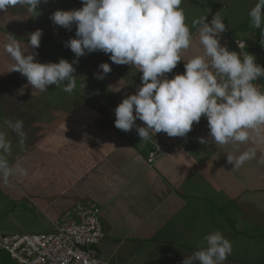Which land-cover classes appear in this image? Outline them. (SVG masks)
<instances>
[{
  "label": "crops",
  "instance_id": "1",
  "mask_svg": "<svg viewBox=\"0 0 264 264\" xmlns=\"http://www.w3.org/2000/svg\"><path fill=\"white\" fill-rule=\"evenodd\" d=\"M256 2L183 0L180 7L186 12L192 33L191 46L182 53L185 61L204 52L199 26L191 27L192 22L205 16L210 22L218 12L228 27L220 35L221 44L230 50L233 37L243 38L258 64L264 65L260 29L252 27L249 17ZM55 3V7L42 8L41 19H48L45 27L49 32L54 25L51 14L71 8ZM49 9L51 14L46 15ZM1 35L0 47L5 48L7 43L1 41ZM38 52L41 54V50ZM95 52L93 65L98 66L105 62L101 58L104 52ZM11 59L7 52L0 54V130L12 140L10 164L19 159L28 175L10 177L7 184L0 181V234L53 231L55 222L67 210L87 202L102 209L106 235L95 248L103 260L182 264L202 243L206 246L207 234L219 230L233 244L224 264H264V163H260L264 160V139L243 144H202L200 138H208L210 132L207 118L202 117L185 137L160 132L151 133L144 141L135 128L124 132L115 127V108L142 84V72L137 68L127 65L134 73L123 72L125 80L117 74L118 80H114L112 71L110 81H106L109 75L99 80L101 91L106 85L110 93L113 109L104 103L100 106L102 99L96 96L94 103L99 106H93L90 112L68 107L61 98L39 97L25 76L10 71L12 66L7 64ZM185 61L181 60L167 77L183 73ZM77 64L79 73L84 66L80 60ZM89 68L85 75L97 74ZM254 83L264 91V77ZM25 88L33 95L21 97ZM34 94L41 99H33ZM72 98L83 102L77 96ZM27 102L36 107L28 108ZM5 120L24 121L28 153L17 146L19 137L7 128ZM136 124L144 126L140 120ZM55 137L59 140L54 145L51 140L57 141ZM151 142L165 147L152 164L148 161ZM253 147L256 157L240 168L227 163V154L239 156ZM5 256L10 257L0 252V259Z\"/></svg>",
  "mask_w": 264,
  "mask_h": 264
},
{
  "label": "clouds",
  "instance_id": "2",
  "mask_svg": "<svg viewBox=\"0 0 264 264\" xmlns=\"http://www.w3.org/2000/svg\"><path fill=\"white\" fill-rule=\"evenodd\" d=\"M42 0H0V12L12 7H26L29 12L38 10ZM47 2V0H43ZM183 0H82L78 9H57L50 16L54 25L69 31L76 26V35L66 42L77 59L69 62H41L36 51L41 44L42 30L30 33L27 43L11 39L6 52L14 64L10 71H18L27 78L33 89L48 91L50 85L71 94L76 86L75 64L87 53L102 51L110 54L117 65H130L142 72L141 86L126 96L115 108V127L124 132L136 129L142 140L151 133L163 132L169 137H185L194 123L206 117L209 137L200 138L202 144L255 142L264 139V91L254 83L264 77V65L256 62L250 52L229 50L220 42L227 30L224 18L217 12L209 22L207 16L192 22L198 27L202 55L185 61L183 51L192 43L190 26L186 23ZM252 27L260 29L264 45V0H257L249 11ZM239 48H243V45ZM184 60L185 71L171 73ZM103 79L111 72V64L99 65ZM140 120L144 126H138ZM23 145L26 138L23 120H5ZM11 141L7 132L0 130V181L10 177L26 176L19 159L10 164ZM256 157V149L249 148L239 156L227 154V163L240 168ZM260 163H264L261 160ZM199 250L186 257L182 264H224L233 252L232 242L216 230L204 237Z\"/></svg>",
  "mask_w": 264,
  "mask_h": 264
},
{
  "label": "built area",
  "instance_id": "3",
  "mask_svg": "<svg viewBox=\"0 0 264 264\" xmlns=\"http://www.w3.org/2000/svg\"><path fill=\"white\" fill-rule=\"evenodd\" d=\"M233 39V51L249 52L245 40ZM156 145L150 152V162H154L161 150ZM101 212L99 205L78 203L55 222L53 231L1 233L0 252L19 264H122L97 255L95 247L106 235Z\"/></svg>",
  "mask_w": 264,
  "mask_h": 264
},
{
  "label": "rangeland",
  "instance_id": "4",
  "mask_svg": "<svg viewBox=\"0 0 264 264\" xmlns=\"http://www.w3.org/2000/svg\"><path fill=\"white\" fill-rule=\"evenodd\" d=\"M55 2H60L63 5H66L67 7L71 6L70 9H78L79 7L83 6L82 0H70L69 3L67 0H47V2H43V0H42L41 4L38 5V10H36L34 12H29L26 7H21L18 5L16 7L10 8L7 13L0 12V28L3 30L9 31L10 33H13V34L8 35L7 38L8 39H15V40L19 41L22 45L27 43V38L29 37L30 33L34 32L37 29H40V30H42L41 41L44 40L43 47H45V49H44L45 53L43 55H41L43 53V50L39 46L38 49H35V51L37 53L36 59L41 61V62H59V60L61 58H64V59H67L69 62H72L74 59H76V57H75V55H72L74 53L71 51V49L69 47L66 46V42L70 38L75 37L76 26L73 25L72 29L69 31L68 29L60 27L58 25H52L53 30H57V28H58V31H59L58 35L61 37V38L60 37L59 38L61 41L65 42L64 44H62L63 43L62 42L61 43L62 46H60L59 45L60 40L57 37L52 36L50 39L48 38V31L45 27L46 23L48 24V22H47L48 19L47 18H46V20L41 19V17H44V15H43L44 12H42V8L45 7L46 4L48 6H51L53 4V6L55 7V4H56ZM66 10H69V8H66ZM47 11L48 12L46 15H50L51 9H49ZM187 12L190 14L191 11L187 10ZM185 14H186V12H185ZM7 38H4V40L6 39V41L9 42L7 40ZM1 39H3V38H1ZM62 39H64V40H62ZM1 41H3V40H1ZM38 50H41V54L38 52ZM67 50H69L70 55L68 54ZM5 53H6L5 48L0 47V54L4 55ZM95 54H96V52L94 51V52L85 54L83 57H86V64H87V66H90V68H92L93 72H95L97 74L102 73V70L99 68V65L98 66L93 65V63H95L94 61L96 58L94 56ZM103 54L104 55L101 57L103 62L105 61V62L111 64V68H112L111 71H112V76L114 77V80H118L117 76H119V77L123 76L124 80L127 79L126 73H123V72H130V71H128L127 65H117L110 60V56H109L110 54L109 55L105 54V53H103ZM0 62H1V60H0ZM13 64H14V61H13V59H11V61L7 65L13 66ZM75 68H76V66H75ZM77 69H78V67H77ZM85 71H86V67L84 70L83 69L81 70L82 73L80 72L81 78H84V77L87 78L88 77V75L85 76V74H86ZM130 73L133 74L134 71L131 70ZM97 74L95 75L94 73H92L93 78H97ZM116 74H117V76H115ZM110 75H111V72L108 73L107 75H105V76H108L106 81H110V78H109ZM77 76H76V78H77ZM99 80H101V79H99ZM87 81H89V80H84V82L81 83V86L83 87V89H85L87 91L88 88H92V90L94 91V89H96V87L93 85L92 82H87ZM65 85L66 84L64 82L60 87H56L55 85H50L48 91L41 92L38 90L37 91L38 96L39 97L42 96V97L61 98V99H63L64 104L68 107H72L75 109L76 108H78V109L82 108L84 110L87 109V111L91 112V108L93 107V105L86 104V103H88L87 101L84 103V100H83V102L77 103L78 99L72 98V97L76 96V95H74V93L69 94V93H66L62 90L63 86H65ZM122 89H124V88H122ZM34 90H37V89H34ZM29 92H31V90L28 91L25 88L22 91L23 94L21 95V97H27V96L29 97V96L33 95V91L31 92L32 94H30ZM116 92L118 93L117 90H116ZM91 95H95V96L102 99L100 106L103 105V103H104L106 105V108H112L111 107L112 98L110 97V93L108 95V91L106 89L103 91L98 90V92L95 91ZM38 96L35 95L32 97L35 100L41 99V98H34V97H38ZM33 103L35 104V102H33ZM48 103L50 105L49 101H48ZM27 104H28V106H27L28 108H32V107L35 108L36 107L35 105L31 106L30 103H28V102H27ZM98 104L99 103H97V105ZM45 107L46 106H44V108ZM18 139L20 140V138H18ZM55 139H57V141L53 140V139L51 140L54 143V145L58 144V140H59L57 137H55ZM155 144H157V143H155ZM17 146L20 149H23V151L25 153H28L26 149H30V146L28 144H25V142L23 143V145H21V143H20ZM11 152H12V149H11ZM261 183H262L261 187H264V181H262ZM246 215H248V214H246ZM10 224H12V220H11Z\"/></svg>",
  "mask_w": 264,
  "mask_h": 264
},
{
  "label": "trees",
  "instance_id": "5",
  "mask_svg": "<svg viewBox=\"0 0 264 264\" xmlns=\"http://www.w3.org/2000/svg\"><path fill=\"white\" fill-rule=\"evenodd\" d=\"M47 7H48V5L46 4V6L45 7H43V8H45V9H47ZM80 8V7H79ZM45 23V22H44ZM51 31L49 32V35H48V37L49 38H51L52 36H54V37H57L58 39H59V35H58V28H57V30H53V28L52 29H50ZM3 33V34H2ZM0 34H2L1 36V38H7L8 37V35H10V34H13V33H10L9 31H7V30H3V29H1L0 28ZM61 38V37H60ZM234 38V37H233ZM2 39V40H3ZM239 39H241V38H239ZM243 39V38H242ZM7 40L9 41L10 39H8L7 38ZM60 40V39H59ZM62 40H64V39H62ZM243 40H245V39H243ZM66 41V40H65ZM246 41V40H245ZM44 42V40H42L41 41V44H40V48L42 49V50H44L45 49V47H43V43ZM60 42L62 43L63 41H61L60 40ZM247 42V41H246ZM3 43H8L6 40H4L3 41ZM233 43H234V39H232V45H233ZM59 45H60V43H59ZM232 45H231V49L230 50H232ZM247 51H249L250 52V50L248 49V46H247ZM251 53V52H250ZM88 58V57H87ZM77 59V58H76ZM75 60V59H74ZM79 60H80V62H81V64H82V66H84V69H85V67H86V71L87 72H89V70L87 69V68H89L90 66H87V64H86V57L85 58H81V57H79L78 58V62H79ZM77 64V63H76ZM78 65V64H77ZM90 69V68H89ZM78 75V76H77ZM88 75V77L87 78H81L80 77V72L78 73V71L76 70V72H75V80H76V86H75V89H74V91L72 92V93H74V95H76L79 99H81V100H84L85 102L87 101L88 103L87 104H89V105H93L94 107L96 106L97 108H98V105H96L95 103H94V99H93V97L95 98L96 96V94L95 95H91V94H93L95 91H97L98 92V90L99 91H101V80L99 81V79H98V81L99 82H95V80L93 79V76L90 74H87ZM76 76H77V78H76ZM86 76V75H85ZM84 80H89V81H87V82H94L93 83V85L96 87V89H94V91L92 90V88H88V90L86 91L85 89H83L82 88V86H81V83L82 82H84ZM65 84H67V81H65L64 82ZM106 86V85H105ZM105 86L102 88V90L103 89H106L105 88ZM93 87V86H92ZM153 142V141H152ZM151 142V144H152V148H151V150L149 151V155H150V152L151 151H153V150H155L156 148H157V145L155 144V142L154 143H152ZM161 147V146H160ZM165 147H163L162 146V148H161V150H160V152H159V154L161 155V154H163L164 152H165ZM163 152V153H162ZM157 155V157H156V159L154 160L155 162L158 160V157L160 156V155ZM150 157V156H149ZM148 161H149V159H148ZM150 162V161H149ZM151 164L153 163V162H150ZM17 263V262H16ZM15 263V261L14 262H12V260H10V257H4V258H2V259H0V264H16ZM18 264V263H17Z\"/></svg>",
  "mask_w": 264,
  "mask_h": 264
}]
</instances>
